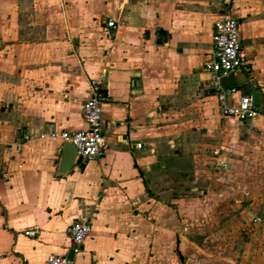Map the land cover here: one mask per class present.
Instances as JSON below:
<instances>
[{
    "label": "crops",
    "instance_id": "crops-1",
    "mask_svg": "<svg viewBox=\"0 0 264 264\" xmlns=\"http://www.w3.org/2000/svg\"><path fill=\"white\" fill-rule=\"evenodd\" d=\"M220 3L0 0V264L67 257L75 222L73 264H264V0L231 3L250 123L221 117L204 70ZM99 77L107 154L62 174L52 133L86 128Z\"/></svg>",
    "mask_w": 264,
    "mask_h": 264
},
{
    "label": "built area",
    "instance_id": "built-area-1",
    "mask_svg": "<svg viewBox=\"0 0 264 264\" xmlns=\"http://www.w3.org/2000/svg\"><path fill=\"white\" fill-rule=\"evenodd\" d=\"M232 0H221V13L213 24V53L205 63L204 70L209 76L210 89L216 95L222 118H233L240 123H250L260 114L255 98L238 87L222 86V79L245 68L246 51L240 36L239 21L233 16ZM117 28L113 20H108L103 28L104 37L112 38ZM103 77L89 81L87 99L83 104V120L86 128L70 133L62 131L52 133V137H61L77 150V161L88 163L105 158L107 143L102 129V83ZM141 144L136 145L140 149ZM92 225L89 222H75L68 228V235L73 242L74 253L80 251L84 241L90 236ZM34 236V232H27ZM48 264H73L66 256H51Z\"/></svg>",
    "mask_w": 264,
    "mask_h": 264
},
{
    "label": "water",
    "instance_id": "water-1",
    "mask_svg": "<svg viewBox=\"0 0 264 264\" xmlns=\"http://www.w3.org/2000/svg\"><path fill=\"white\" fill-rule=\"evenodd\" d=\"M247 76L242 72H235L222 79V86L224 87H238L246 82ZM77 161V150L71 143H66L63 148L62 158L60 162L59 171L66 174ZM67 258L71 261L74 259V249L70 250Z\"/></svg>",
    "mask_w": 264,
    "mask_h": 264
}]
</instances>
